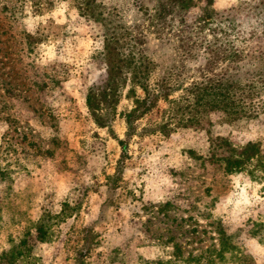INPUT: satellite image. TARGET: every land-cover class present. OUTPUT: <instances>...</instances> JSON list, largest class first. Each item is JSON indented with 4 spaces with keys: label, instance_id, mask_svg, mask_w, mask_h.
I'll use <instances>...</instances> for the list:
<instances>
[{
    "label": "rangeland",
    "instance_id": "obj_1",
    "mask_svg": "<svg viewBox=\"0 0 264 264\" xmlns=\"http://www.w3.org/2000/svg\"><path fill=\"white\" fill-rule=\"evenodd\" d=\"M85 1L0 0V264H264V112L234 121L208 113L168 135L146 132L167 108L160 100L129 138L125 89L114 120L98 126L86 94L106 77L104 28ZM95 1L123 50L154 60L152 82L201 61L203 49L186 57L180 37L191 35L185 25L202 1L181 11L170 0ZM165 3L173 13L156 20ZM212 6L234 22L237 46L260 43L252 31L264 25V0ZM217 137L254 143L258 154L228 171L210 156ZM48 215L41 241L36 224ZM220 228L234 246L223 257Z\"/></svg>",
    "mask_w": 264,
    "mask_h": 264
},
{
    "label": "trees",
    "instance_id": "obj_2",
    "mask_svg": "<svg viewBox=\"0 0 264 264\" xmlns=\"http://www.w3.org/2000/svg\"><path fill=\"white\" fill-rule=\"evenodd\" d=\"M170 1L177 11H181L198 0ZM199 1H202L199 15L185 25L191 35L180 37V41L186 57L202 48L201 61L189 74H186L189 70L181 64L177 72L168 70L154 82V60L142 49L130 48L125 52L123 48L129 44L122 42L115 24L103 16V4L95 0L84 2V13L101 21L104 28L106 77L102 84L90 86L86 94L88 110L98 126H107L114 120L117 104L125 89L126 98L132 102L131 108L122 114L129 138L136 129L135 122L151 112L160 100L167 102V108L161 112L158 121L143 128L146 132L168 135L179 127L193 124L198 117L208 113L221 112L226 120L234 121L264 112V25L258 31H252V35L259 36L260 43L256 47L241 48L235 44L238 34L234 32V22L218 16L212 6L213 0ZM170 6L160 4L153 17L157 20V16L173 13ZM206 29L211 39L201 37ZM181 77L190 80L180 86ZM137 90H141L142 95H138ZM258 151L254 143L235 148L226 139L217 137L211 142L210 156L222 163L226 170L232 171L251 162ZM48 216L46 221L41 219L36 224V237L41 241L47 236L49 220L55 217ZM218 233V255L223 257L234 246L223 229L220 228Z\"/></svg>",
    "mask_w": 264,
    "mask_h": 264
}]
</instances>
